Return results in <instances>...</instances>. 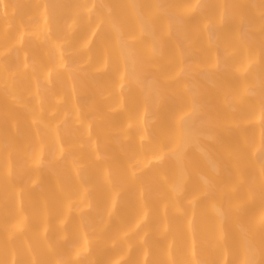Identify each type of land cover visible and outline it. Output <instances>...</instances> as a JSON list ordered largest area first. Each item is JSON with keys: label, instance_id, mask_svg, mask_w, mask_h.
Returning a JSON list of instances; mask_svg holds the SVG:
<instances>
[{"label": "bare ground", "instance_id": "obj_1", "mask_svg": "<svg viewBox=\"0 0 264 264\" xmlns=\"http://www.w3.org/2000/svg\"><path fill=\"white\" fill-rule=\"evenodd\" d=\"M0 264H264V0H0Z\"/></svg>", "mask_w": 264, "mask_h": 264}]
</instances>
